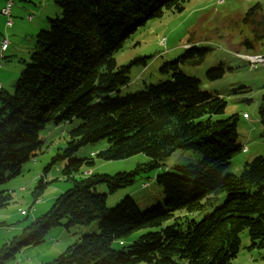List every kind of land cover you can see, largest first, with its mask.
Here are the masks:
<instances>
[{"label": "trees", "instance_id": "1", "mask_svg": "<svg viewBox=\"0 0 264 264\" xmlns=\"http://www.w3.org/2000/svg\"><path fill=\"white\" fill-rule=\"evenodd\" d=\"M53 1L60 17L47 18L48 28L36 34L31 65L19 75L13 93L0 89V209L12 202L10 192L1 186L20 176L44 149L50 150L46 145L50 132L44 142L41 133L51 124L58 127L77 119L80 123L68 131L65 146L43 169L32 192L33 206L39 204L51 165L65 162L62 175L71 187L18 236L3 242L0 264L12 262L24 248L43 243L53 228L68 231L94 221L98 233L82 235L46 264H232L245 230L249 248L264 251V156L244 163L237 176L225 173L241 151L236 143L237 117L220 119L226 102L182 72L183 66H200L207 52L191 50L165 62L158 72L168 80L144 85L134 95H117L129 83L131 67L147 62L138 58L117 65L115 53L147 21L160 19L165 12L181 13L190 0ZM242 22L252 40L241 45L254 52L264 39L261 7L248 9ZM223 76L222 69L205 74L210 81ZM258 114L264 129V105ZM101 140L106 141L103 150L83 159L74 157L81 147ZM175 151L196 152L200 159L195 165L175 166L173 172L166 168L156 176L162 205L140 212L126 197L107 208L106 194L96 192L99 185L108 194L131 186L136 177L159 169ZM138 154L148 161L133 171L114 175L92 171L93 157L116 161ZM82 167L87 169L80 173ZM31 210L19 214L27 217ZM197 213H203L198 221L190 217ZM142 229L153 231L142 234L127 251L111 248L114 241Z\"/></svg>", "mask_w": 264, "mask_h": 264}, {"label": "rangeland", "instance_id": "2", "mask_svg": "<svg viewBox=\"0 0 264 264\" xmlns=\"http://www.w3.org/2000/svg\"><path fill=\"white\" fill-rule=\"evenodd\" d=\"M29 1L21 0L16 4L20 8L33 6L32 3L35 7H42L44 4H38L41 0H32L30 1L32 3ZM46 3L54 5L58 10L57 16L60 17L61 11L54 1L46 0ZM257 4L264 13V0H190L184 5L181 13L165 12L162 18L147 21L114 55L117 65H127L138 58H146L147 62L146 66L139 64L131 67L129 83L117 94L123 98L142 91L144 85L168 80L167 76L162 77L158 72L163 63L182 58L191 50H205L207 56L200 66L195 68L183 66L182 72L198 79L202 90L217 95L226 102L220 119L232 115L237 117L236 143L241 147V151L232 157L225 171L226 174L235 176L240 174L244 163L250 162L257 156H264V129L258 114L259 108L264 105V63H260L261 66L257 65L253 69L248 64V61L255 62L254 56H249L250 53H264V39L258 42V49L254 52L247 51L241 45L245 40H252L250 29L243 24L242 18L248 9ZM13 11L12 9L10 14L13 22L10 28L4 27L7 17L0 15V43L2 39H6L10 44L8 51L3 54L4 58L0 60V83L9 94L13 93V86L21 72L26 66L31 65L30 56L35 47V35L29 34L25 29L26 15L18 17ZM51 13L52 11H49L48 14ZM46 17L47 15L44 14L42 19L45 20ZM33 18L35 19V16ZM52 18H56V15ZM47 28L46 26L44 30ZM210 69H222L224 76L215 81L207 80L205 74ZM115 96L111 95V98ZM245 114L248 116L247 119L243 117ZM79 123V120L74 119L71 123L61 124L58 127L49 125L41 133V139L44 142L50 132L51 142L47 145L50 150L44 149L43 153L37 155L36 161L30 160L23 167L20 176L1 186L2 190L10 192L12 202L0 209V223H4V227L0 228V236H3L2 241L0 237V246L3 242L18 236L32 218L44 214L51 207L54 199L71 187L70 181L62 175L65 162H57L45 173L46 185L42 187L38 195L40 204L33 206L32 192L43 169L58 149L65 146L68 131ZM105 147V140L88 144L81 147L74 157L83 159L91 152L97 153ZM242 149L245 152H242ZM199 159L200 155L196 152L175 151L159 169L136 177L131 186L108 194L106 187L99 185L96 192L106 194L107 208H113L122 199L130 197L138 210L143 212L164 202L162 189L155 183L158 174H162L166 168L169 172H173L175 166L195 165ZM93 160L92 171L107 175L133 171L138 164L148 161L142 154L116 161H103L96 157H93ZM86 169L87 167H82L80 173ZM32 208H34L33 211ZM19 210L31 211L25 217L19 214ZM211 211L212 209L205 213ZM202 216L203 213H197L190 217L198 221ZM148 231L153 229H142L123 240H116L111 244V248L127 251L132 242ZM94 233H98V221L87 226H75L68 231L63 227L53 228L47 233L43 243L22 249L12 262L6 264L50 263L76 243L82 235ZM249 247L250 240L245 230L240 234L239 252L231 261L232 264H264V251Z\"/></svg>", "mask_w": 264, "mask_h": 264}, {"label": "crops", "instance_id": "3", "mask_svg": "<svg viewBox=\"0 0 264 264\" xmlns=\"http://www.w3.org/2000/svg\"><path fill=\"white\" fill-rule=\"evenodd\" d=\"M18 1H21V0H17V1H14V0H0V10L2 9H5L7 7V5H9V15L12 13V9L14 10V14H16L18 17L22 16V15H26L25 17V22H26V32H28L29 34L31 35H35L40 31V30H44L47 26V18H52L53 16L58 15V10L57 8L54 6V5H51L50 3H46V0H41V2H37L38 4H43L42 7H35V4L30 2L32 0H28L30 3H32L33 6L31 5H28L27 7L25 8H20L19 6H17L18 4H16ZM34 1V0H33ZM2 10L0 11V15L4 17V15H2ZM35 10V12H33ZM49 11H52L51 14H48ZM35 13V15H34ZM46 14L47 17L45 20L42 19V16ZM22 16V17H24ZM35 16V19L33 18ZM1 18V17H0ZM11 18V16H10ZM12 21V19H11ZM13 23V22H12ZM13 24H11L10 27H12ZM4 27L5 28H10V27H7L6 26V22H4ZM3 40V39H2ZM2 42V41H1ZM1 45V43H0ZM10 47V44H8V48L7 50L4 52L6 53L8 51ZM1 52V51H0ZM3 53V54H4ZM4 57V56H3ZM2 84L0 83V89L2 88ZM3 89V88H2ZM51 138V137H50ZM47 141V144L51 142V140ZM40 204V203H39ZM38 204V205H39ZM41 206V205H40ZM36 210V209H35ZM1 241L3 240V236L1 235Z\"/></svg>", "mask_w": 264, "mask_h": 264}, {"label": "built area", "instance_id": "4", "mask_svg": "<svg viewBox=\"0 0 264 264\" xmlns=\"http://www.w3.org/2000/svg\"><path fill=\"white\" fill-rule=\"evenodd\" d=\"M2 15H4L5 17H7V21H6V26L7 27H10L11 24H12V21H11V18H10V15H9V5H7V7L5 9L2 10ZM4 42H8L6 39H3L2 42H1V45H0V60H2L4 57H3V53L6 51L4 50ZM249 56H252V55H249ZM254 57V61H250V67L251 68H254L256 67L257 65H260V63H264L263 60H264V55H253ZM261 66V65H260ZM244 118H247V115H244L243 116Z\"/></svg>", "mask_w": 264, "mask_h": 264}, {"label": "bare ground", "instance_id": "5", "mask_svg": "<svg viewBox=\"0 0 264 264\" xmlns=\"http://www.w3.org/2000/svg\"><path fill=\"white\" fill-rule=\"evenodd\" d=\"M8 42H4V50H7V48H8ZM248 61V60H247ZM248 63H249V65H250V61H248Z\"/></svg>", "mask_w": 264, "mask_h": 264}]
</instances>
